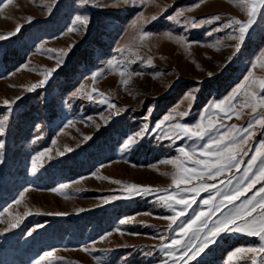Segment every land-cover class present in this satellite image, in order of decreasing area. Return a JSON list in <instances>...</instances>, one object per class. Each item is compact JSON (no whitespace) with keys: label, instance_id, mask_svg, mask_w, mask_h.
Returning <instances> with one entry per match:
<instances>
[{"label":"rangeland","instance_id":"rangeland-1","mask_svg":"<svg viewBox=\"0 0 264 264\" xmlns=\"http://www.w3.org/2000/svg\"><path fill=\"white\" fill-rule=\"evenodd\" d=\"M49 2L0 0V34L22 26L16 35L0 40V116L9 115L5 135L0 137L5 143L0 163V264H35L44 252L53 250L61 258L55 264H97L94 257H100L102 264H162L166 257L159 247V237L172 234L166 231L169 222L159 217L172 213L161 207L154 195L107 204L103 199L126 195L124 184L169 188L171 176L163 173L170 174L174 168L165 162L179 155V147L197 142L158 138L162 131L169 130L166 122L161 132L150 131L132 148L121 151V146L143 124L154 128L170 112L189 111L190 115L183 119L177 116L176 120L196 123L212 102L225 99L244 83L254 58L264 49V9L233 57L237 42L225 39L228 30L213 31L230 17L247 20L233 0H136L128 5L122 0H94L99 6L84 0H56L48 12ZM197 3L200 7L186 12L187 17L198 21L219 15L221 20L187 30L167 20L177 9ZM140 13L149 20L144 30L154 38L138 49L143 60L125 65L129 72L142 75L133 76L122 87L119 72L110 71L107 61L123 59L116 49L132 43L138 35L131 22ZM78 14L89 17L86 31L68 32ZM153 15L158 19L151 21ZM167 32L199 43L182 46L166 38ZM216 40L222 41L219 49L210 46ZM149 57L152 66H147ZM51 69L56 71L43 87L27 91L43 79L45 70ZM252 71L255 76H264V70ZM95 72L103 75L93 82ZM92 88L104 92L117 109L99 103V96L94 101L83 98ZM78 89L79 96L74 98L72 93ZM16 97L20 99L11 105L9 113L4 100ZM117 111L119 114H115ZM249 118L250 110L244 109L239 119L233 115L223 122L244 126ZM261 131L256 129L252 146L264 140ZM65 147L72 151L58 155ZM46 149L52 151L32 174L31 158ZM60 184L69 185L65 191L72 193L70 198L51 191ZM26 187L30 190L25 199L16 204ZM206 195L202 193L201 198ZM80 208L86 211L77 213ZM28 211L31 214L24 215ZM50 212L68 215H48ZM126 217L135 220L120 225ZM14 219L20 220L19 226L5 231ZM107 233L112 234L101 240ZM259 244L258 237L225 233L190 264H229L228 254L235 248ZM86 246L95 251H83Z\"/></svg>","mask_w":264,"mask_h":264},{"label":"snow or ice","instance_id":"snow-or-ice-1","mask_svg":"<svg viewBox=\"0 0 264 264\" xmlns=\"http://www.w3.org/2000/svg\"><path fill=\"white\" fill-rule=\"evenodd\" d=\"M11 0H9V3ZM86 4L99 6L94 0H84ZM125 5L135 3L136 0H122ZM143 0H141V3ZM203 0H200L202 3ZM245 13L247 20L241 21L235 17H230L222 25L213 29L214 32L226 31L225 39L235 40L232 56L234 57L241 49L243 42L248 36L261 10L264 9V0H233ZM56 0H50L46 5L48 12H51L55 6ZM200 3L187 8H180L167 17V20L175 22L177 25L188 28H197L205 23L220 21L219 15L195 20L187 17L186 12H191L193 8H199ZM167 11V9H164ZM183 18V19H181ZM31 17L28 21L31 22ZM151 21L158 19L153 15ZM149 22L143 16L138 17L131 22V27L138 33L130 44L118 47L116 51L123 58H115L107 61L110 71H118L120 75V85L127 86L133 76H140L142 73L129 72L125 65L135 63L137 60H143L138 49L149 44L154 38V34L144 30ZM89 17L87 15H76L73 20V26L68 28V32H78L87 29ZM22 26L18 25L15 31L7 34H0V40H5L16 35ZM212 33H208L211 35ZM168 39H173L182 46L190 47L195 41H188L183 35H174L172 32L164 33ZM212 47L222 46L221 40H216ZM39 50V49H38ZM52 52L56 50L48 49ZM64 52V50H59ZM66 56L67 53L64 52ZM232 57H229L231 60ZM62 58L58 60V66L62 63ZM147 66H152L151 57L147 58ZM25 67H27L25 65ZM264 70V49H261L254 58L251 69ZM250 70L244 78V83L239 85L233 92L218 102H212L208 108L204 109L196 123L185 124L176 120V117L183 119L190 115L189 111L170 112L162 120L158 121L154 128H150L148 123L134 134L129 135L121 146V151L132 148L138 139L143 138L150 131L161 132L162 126L167 122V129L161 132L158 138L175 140L195 141L192 146H182L177 149L179 155L165 163L171 164L174 168L172 173H163L171 176V185L166 189H153L152 186H143L135 183L124 184V196H110L103 199L107 204L117 199H131L135 196L154 195L156 202L172 214L159 217L169 223L166 231L172 235H161L160 249L165 254L162 264H190L197 259L211 244L225 233L244 234L251 237H258L260 244L258 246H241L235 248L228 254L229 264H264V140L259 141L257 146H252L251 141L255 137L256 129H261V135H264V76H255ZM56 69L45 70L43 79L38 83L32 84L27 91H34L38 87H43L52 73ZM103 72H95L91 80L95 82ZM212 74L209 73V76ZM83 87V86H81ZM80 90L72 93V96L78 97ZM189 99L194 101L195 97L188 94ZM99 96L98 101L107 105L111 109H117V105L111 102L106 94L97 88H92L91 92L86 93L83 98L94 101ZM20 97L15 100H4V104L9 106L8 112L12 111L11 105H14ZM244 109L250 110V118L247 124H225L223 121L230 120L233 115L239 119ZM115 114H119L117 111ZM148 117H145L147 120ZM9 121V115L0 116V137L5 135ZM107 119L105 123H107ZM70 123V122H69ZM99 128V125H97ZM91 139V137H85ZM202 142V143H200ZM56 142L53 141V144ZM5 143L0 140V163H3V149ZM51 149L39 152L31 158V173L35 174L39 167L43 166L42 158ZM72 151L65 147L64 151L58 152V155H64V152ZM245 157H248L245 160ZM51 159V157H49ZM38 161L41 163L38 165ZM99 179H109L100 176ZM112 183L122 184V181L112 180ZM257 185H260L257 188ZM69 188L68 184H60L51 191L62 194L65 199L70 198L72 193L65 191ZM30 189L24 188L19 198L15 201L20 204L25 199V193ZM255 190V191H254ZM207 195L201 198V194ZM251 193V195H249ZM7 211V209H5ZM77 213L84 212L86 209L80 208ZM31 212H25L24 215H30ZM48 215L65 216L68 213L55 212ZM150 215V213H146ZM135 217H126L119 221L120 225L132 223ZM20 220L14 219L9 222L5 231L15 229L19 226ZM35 229H33L34 231ZM119 231V229H117ZM31 231L28 235H31ZM107 233L100 237L101 240L111 236ZM167 241V243H165ZM83 251L91 254L94 248L84 247ZM61 258L55 255V251L44 252L35 264H42L47 261L48 264H55ZM97 264H102L100 257H94Z\"/></svg>","mask_w":264,"mask_h":264}]
</instances>
